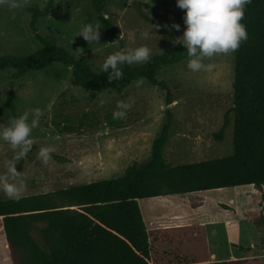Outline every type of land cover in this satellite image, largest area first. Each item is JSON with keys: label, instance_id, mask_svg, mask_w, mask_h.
<instances>
[{"label": "rangeland", "instance_id": "obj_1", "mask_svg": "<svg viewBox=\"0 0 264 264\" xmlns=\"http://www.w3.org/2000/svg\"><path fill=\"white\" fill-rule=\"evenodd\" d=\"M49 1L27 0L24 7L15 9L0 4V56L33 54L42 48L38 34L101 72L99 65L114 51L145 45L152 57L181 43L177 38L185 27L184 11L176 6V0H103V13L119 30L122 45L102 29L96 44L89 45L77 36L85 23L96 24L88 0H56L34 32L27 9L42 11ZM173 23L180 29L173 28ZM204 63L212 67L193 72L185 61L160 72L159 80L171 89L170 106L165 91L145 80L134 82L122 94H95L77 87L71 69L59 63L18 80H13L12 70L0 72V124L7 125L13 117L7 101L12 83L17 116L28 111L31 120L32 109L42 112L30 133L29 145L14 149L0 139V200L123 176L130 166L150 160L153 142L167 123L168 109L172 122L163 150L167 163L182 166L231 156L234 59L230 52L220 53L205 58ZM119 101L129 107L118 109ZM118 110L126 114L114 119L113 112ZM227 115L230 124L223 140L216 141L214 135ZM81 122L84 126L80 128ZM43 147L50 149L46 156L39 155ZM18 165L21 173L15 179ZM210 191L139 200L147 228L206 224L213 262L260 258L264 264V186ZM32 236L44 247L38 230H33ZM3 245L0 234V264H12Z\"/></svg>", "mask_w": 264, "mask_h": 264}, {"label": "trees", "instance_id": "obj_2", "mask_svg": "<svg viewBox=\"0 0 264 264\" xmlns=\"http://www.w3.org/2000/svg\"><path fill=\"white\" fill-rule=\"evenodd\" d=\"M88 1L95 22L122 45L119 30L103 13L105 2ZM55 2L49 1L42 11L27 9L34 32ZM140 15L149 20L141 11ZM241 23L248 38L230 51L235 63L234 106L230 111L234 115L233 154L182 166L167 163L163 150L172 122L168 109L167 123L154 140L147 163L130 166L119 178L0 200V219L12 264H262L260 258L213 262L206 224L147 228L139 206V200L161 196L264 186V0H250ZM36 36L42 48L28 56H0V72L12 70L13 80H18L59 63L71 69L77 87L95 94H122L134 82L145 80L165 91L170 106L171 89L158 76L163 69L188 59L186 49L178 43L142 65H121L123 77L108 80L107 72H95L86 59ZM7 101L17 116L13 83ZM229 124L227 115L214 135L216 141L223 140ZM83 126L81 122L80 128ZM21 168H15V179L20 177ZM33 230L40 233L44 247L33 238Z\"/></svg>", "mask_w": 264, "mask_h": 264}, {"label": "clouds", "instance_id": "obj_3", "mask_svg": "<svg viewBox=\"0 0 264 264\" xmlns=\"http://www.w3.org/2000/svg\"><path fill=\"white\" fill-rule=\"evenodd\" d=\"M10 8L24 7L27 0H0ZM250 0H176V6L184 11V30L181 45L187 51L186 67L193 72L208 70L211 64L204 63L205 58L215 54L228 53L236 50L242 41H246L248 33L246 26L241 23L244 10ZM167 27V25H165ZM172 27L180 29V25L173 23ZM100 26L98 23H85L77 36L82 37L89 45L99 43ZM151 58V49L145 45L126 48L108 54L99 65L102 72L108 73V80L123 77L120 65L146 63ZM129 105L119 101L118 109H126ZM25 111L13 116L7 125L0 124V139L6 141L12 148L24 147L30 144V133L38 124L42 112L39 108ZM124 111H114L113 118H123ZM49 148L43 147L39 155L46 156Z\"/></svg>", "mask_w": 264, "mask_h": 264}, {"label": "crops", "instance_id": "obj_4", "mask_svg": "<svg viewBox=\"0 0 264 264\" xmlns=\"http://www.w3.org/2000/svg\"><path fill=\"white\" fill-rule=\"evenodd\" d=\"M174 225H178V226H180V225H182V224H174ZM164 227H174V226H170L169 224L168 225H166V226H164ZM160 228V227H159ZM0 234L2 235V237H3V240H4V245H3V249H4V251H6V254H8V252H9V250H8V246H7V242H6V238H5V233H4V229H3V224H2V221H1V219H0ZM209 246H210V244H209ZM210 255H211V253H210ZM211 260H212V257H211Z\"/></svg>", "mask_w": 264, "mask_h": 264}, {"label": "bare ground", "instance_id": "obj_5", "mask_svg": "<svg viewBox=\"0 0 264 264\" xmlns=\"http://www.w3.org/2000/svg\"><path fill=\"white\" fill-rule=\"evenodd\" d=\"M207 192H211V191H207Z\"/></svg>", "mask_w": 264, "mask_h": 264}]
</instances>
